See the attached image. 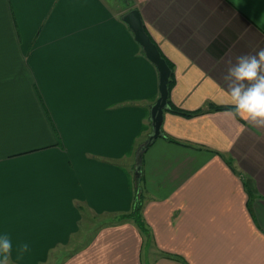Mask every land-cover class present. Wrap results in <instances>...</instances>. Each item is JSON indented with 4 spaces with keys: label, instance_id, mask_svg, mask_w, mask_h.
I'll use <instances>...</instances> for the list:
<instances>
[{
    "label": "crops",
    "instance_id": "0c3cea01",
    "mask_svg": "<svg viewBox=\"0 0 264 264\" xmlns=\"http://www.w3.org/2000/svg\"><path fill=\"white\" fill-rule=\"evenodd\" d=\"M132 9L195 112L164 110L142 153L148 235L120 219L159 96ZM260 49L264 0H0V230L30 244L10 264H264V123L226 94Z\"/></svg>",
    "mask_w": 264,
    "mask_h": 264
},
{
    "label": "clouds",
    "instance_id": "9594fccd",
    "mask_svg": "<svg viewBox=\"0 0 264 264\" xmlns=\"http://www.w3.org/2000/svg\"><path fill=\"white\" fill-rule=\"evenodd\" d=\"M226 94L231 111L256 123H264V49L255 55H240L228 69ZM15 249L17 261L30 249L27 241L13 242L9 232L0 230V264H10Z\"/></svg>",
    "mask_w": 264,
    "mask_h": 264
},
{
    "label": "water",
    "instance_id": "95a60500",
    "mask_svg": "<svg viewBox=\"0 0 264 264\" xmlns=\"http://www.w3.org/2000/svg\"><path fill=\"white\" fill-rule=\"evenodd\" d=\"M122 21L131 30L135 41L140 45L145 57L155 66L158 72V91L159 96L150 108L151 132L141 144L136 153V166L134 177H141V158L142 153L159 136H161V126L163 122V112L168 108V82L171 69L166 60L161 56L157 46L151 41L144 30L143 23L138 10L132 9L122 16Z\"/></svg>",
    "mask_w": 264,
    "mask_h": 264
},
{
    "label": "trees",
    "instance_id": "16d2710c",
    "mask_svg": "<svg viewBox=\"0 0 264 264\" xmlns=\"http://www.w3.org/2000/svg\"><path fill=\"white\" fill-rule=\"evenodd\" d=\"M163 57V56H162ZM166 60V59H165ZM168 66L171 69V75L169 78L168 82V99H167V104H168V110L174 114L184 116V117H189L195 114V112H187L183 111L181 109H178L174 105L171 104L169 101V91L172 85V67L171 64L166 60ZM209 109H214V110H224V109H229L228 107L225 106H209ZM172 141V140H171ZM135 181V197H134V202L132 206V210L130 213L127 215H123L120 217V219H130L132 220L135 225L138 227V229L145 235H148L147 230L143 224V221L141 219V207H142V195H141V187H140V182H141V177L139 179H134Z\"/></svg>",
    "mask_w": 264,
    "mask_h": 264
},
{
    "label": "rangeland",
    "instance_id": "374dc122",
    "mask_svg": "<svg viewBox=\"0 0 264 264\" xmlns=\"http://www.w3.org/2000/svg\"><path fill=\"white\" fill-rule=\"evenodd\" d=\"M71 250H69V249H63V250H59L58 251V253H57V256H59V255H61V257L63 256V257H65L66 255H67V253H69ZM56 256V257H57ZM60 257V258H61Z\"/></svg>",
    "mask_w": 264,
    "mask_h": 264
}]
</instances>
